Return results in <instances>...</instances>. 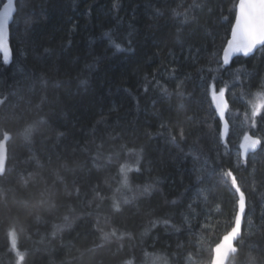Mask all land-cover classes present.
Segmentation results:
<instances>
[{"label":"trees","instance_id":"obj_1","mask_svg":"<svg viewBox=\"0 0 264 264\" xmlns=\"http://www.w3.org/2000/svg\"><path fill=\"white\" fill-rule=\"evenodd\" d=\"M237 1H15L0 264H209L237 211L228 169L250 225L229 264H264V46L222 61Z\"/></svg>","mask_w":264,"mask_h":264},{"label":"snow or ice","instance_id":"obj_2","mask_svg":"<svg viewBox=\"0 0 264 264\" xmlns=\"http://www.w3.org/2000/svg\"><path fill=\"white\" fill-rule=\"evenodd\" d=\"M15 11V0H7V3L3 5V11L0 12V48H2L5 31L9 26V22L13 19V13ZM232 38L228 42V47L225 49L224 53V62L228 63V58L233 52H243L245 55L251 53L257 45L264 46V0H238L236 5L235 13V23L232 26L231 30ZM105 36H109L108 33H105ZM111 40V38L109 37ZM112 46L117 51H122V46L115 41H111ZM4 62L7 63V57L4 58ZM213 98L216 100L215 107L219 110L221 116L224 115V109L227 107L226 104L222 106V98L224 97L225 89L219 90V97L216 96V91L213 86ZM257 113L254 111L253 116ZM31 132V126L24 129V135L27 136ZM223 135V134H222ZM8 134L5 133V139H8ZM183 139V135L181 134ZM260 144L259 139H254L248 145L249 148L255 150L257 145ZM139 170V169H137ZM5 170L0 164V173H3ZM121 172L125 173L126 170L124 166H121ZM222 178L225 182H230L231 188L235 191L238 196V199L235 201L238 212L233 222V225L222 238L220 243H217L212 249V259L211 264H227L229 254L238 253V249L235 247L236 243H239L240 239V226L241 221L244 216V210L246 207V197L245 192L241 190V187L237 181L236 175L233 173L232 169H228L225 172L221 173ZM124 186L127 187V180L124 181ZM147 192L148 188L143 189ZM124 203H128V200L125 199ZM116 210H119V202L114 203ZM11 227L10 235L15 237V228ZM115 235V233H112ZM107 238V236L105 237ZM13 246H15L13 244ZM126 264H131V262H126Z\"/></svg>","mask_w":264,"mask_h":264},{"label":"water","instance_id":"obj_3","mask_svg":"<svg viewBox=\"0 0 264 264\" xmlns=\"http://www.w3.org/2000/svg\"><path fill=\"white\" fill-rule=\"evenodd\" d=\"M15 1H16V0H15ZM5 3H7V0H5L4 3L0 6V12L3 11V5H4ZM237 4H238V1H237ZM237 4H236V5H237ZM15 10H16V5H15ZM14 13H15V11H14ZM14 13H13V19L9 22V26H8V28H7L6 31H5V38H4V42H3V45H4V46H3L2 48H0V52H1L2 56H3V58L7 57V60H8V61H10L11 58H12V50H11L10 44H9V42H8V37H9V27H10V25L13 23V20H14ZM235 13H236V12H235ZM234 23H235V18H234V22H233L232 26L234 25ZM231 30H232V27H231ZM231 38H232V35H231V31H230L229 39L227 40L226 45H225V47H224V49H223V52H222V61H223V62H224V53H225V49L228 47V42L231 40ZM259 47H261V45H257V47H256L251 53H249L248 55H245L243 52H233V53L230 54V56H229V58H228V63H225V62H224V64H229L230 61H231L235 56H249V55L253 54V53L257 50V48H259ZM216 96L219 97V91H216ZM212 102H213V106H214V109H215V111H216V114H217V116H218V118H219V120H220V122H221V131H222V134H223L222 137H223V139H224V138L226 137V135H227L228 127H229V124H228V122H227V120H226V114H227V110H228V106H229V103H228V100H227V96H226V94L224 93V97L222 98V101H221L222 106H223L224 104L227 105V107L224 109V115H223V116L220 115L219 110L215 107V105H216V100L213 98V95H212ZM252 140H254V139H252V138H248V139H245V140L243 141V143H242V145H241V150H242V154H243V156H246V155L249 154V153L255 152V151L259 148V145H257V147H256L255 150H253V149H251V148L248 147V145L252 142ZM0 164H2L3 168L5 169V164H6V145H5L4 142L0 145ZM0 174H2V173H0ZM237 197H238V196H237ZM245 208H246V207H245ZM237 212H238V209H237V211H236L235 217H236V215H237ZM244 216H245V210H244ZM244 216H243V219H242V221H241V226H240V233H241L240 238H241V236H242V234H243ZM234 220H235V218H234ZM230 229H231V228H230ZM230 229H229L228 231H230ZM228 231H227V232H228ZM227 232H226V233H227ZM226 233H225V234H226ZM225 234H223V235L221 236V238H222ZM221 238H220V240H219L217 243H220ZM217 243H216V244H217ZM216 244H215V245H216ZM215 245L213 246V248L215 247ZM235 247L237 248L236 244H235ZM232 256H233V254L230 253V254H229L228 261H227V264H229V262H230ZM211 259H212V257H211ZM209 264H211V260H210Z\"/></svg>","mask_w":264,"mask_h":264},{"label":"rangeland","instance_id":"obj_4","mask_svg":"<svg viewBox=\"0 0 264 264\" xmlns=\"http://www.w3.org/2000/svg\"><path fill=\"white\" fill-rule=\"evenodd\" d=\"M248 138H253V139H254L255 137H253V136L250 135V134L245 135V137H244V138L242 139V141H241L240 147H241L243 141H244L245 139H248ZM255 139H256V138H255ZM245 217H248V215H246ZM249 228H250V225H249V224H245V225H244V233L249 232Z\"/></svg>","mask_w":264,"mask_h":264},{"label":"bare ground","instance_id":"obj_5","mask_svg":"<svg viewBox=\"0 0 264 264\" xmlns=\"http://www.w3.org/2000/svg\"><path fill=\"white\" fill-rule=\"evenodd\" d=\"M258 49V48H257ZM228 133V132H227ZM223 138V137H222ZM212 249H213V247H212ZM212 257V256H211ZM230 263V262H229Z\"/></svg>","mask_w":264,"mask_h":264},{"label":"flooded vegetation","instance_id":"obj_6","mask_svg":"<svg viewBox=\"0 0 264 264\" xmlns=\"http://www.w3.org/2000/svg\"><path fill=\"white\" fill-rule=\"evenodd\" d=\"M253 139V138H252ZM255 139V138H254Z\"/></svg>","mask_w":264,"mask_h":264}]
</instances>
